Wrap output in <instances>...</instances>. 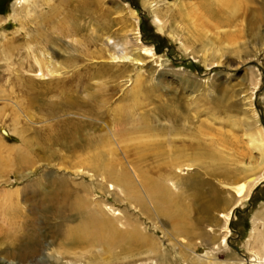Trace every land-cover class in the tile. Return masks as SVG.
Wrapping results in <instances>:
<instances>
[{"label": "rangeland", "instance_id": "obj_1", "mask_svg": "<svg viewBox=\"0 0 264 264\" xmlns=\"http://www.w3.org/2000/svg\"><path fill=\"white\" fill-rule=\"evenodd\" d=\"M46 1L0 0V135L5 143L1 144L3 155L8 157L9 153L12 158L5 166L7 170L0 174V264H159L160 258H167L172 264H192L194 260L199 264H228L236 258L242 259V264H252L256 258L248 251L247 244L251 241L256 213L264 214V179L238 205L237 193L229 185L241 181L246 174L259 176L263 172L260 169L264 165V140L257 137L255 130L259 124L264 130V0H238L241 6L236 13L243 11L246 16H236L238 20L233 26L220 29L214 28L215 20L205 16L203 7L207 3L213 12L220 11L221 6L215 0H89V4H85L89 11L84 15L68 0L55 22L43 24L40 21L38 25L41 13H48L53 3ZM192 10L197 13L194 20L197 26L188 17ZM157 16L161 22L156 20ZM55 24L57 32H48L49 26ZM134 25H138L137 30ZM159 26L164 27L163 30H159ZM38 28L45 33V40L43 34L38 35ZM228 33L236 34L237 45L224 41ZM108 36L111 41L106 45ZM10 39H15L12 45L20 47L13 49L8 57L4 50ZM29 40L30 44L25 43ZM210 41L223 47V53L217 58L211 55L208 59L214 57L213 60L206 64L203 45L210 48ZM114 42L119 45L116 47ZM144 46L152 48V52L144 54L141 50ZM66 48L67 52L63 50ZM55 50L59 52L56 54ZM114 51L140 53L141 61L113 62L109 53ZM47 68L54 69L55 73H47ZM86 75L89 80H84ZM136 78L140 80L136 82ZM33 87L47 92L41 104L77 95L92 99L101 110L116 109L118 116L121 112L134 111L129 121L150 119L152 113L156 117L149 120L150 127L135 128L126 121L113 125L110 116L91 119L92 130L94 123H101L103 119L105 126L94 131L91 151L80 157H90L91 176L85 175L71 169L79 161L74 152L57 155V146L52 150L47 143H41L40 139L45 138V124L59 117H49L39 107V102L31 101L35 93ZM59 106L58 111L62 102ZM171 110L176 112L175 116L164 115V111L170 113ZM62 116L80 118L67 110ZM118 128L127 134L118 135ZM206 129L214 131V141L225 157L211 155L216 146L206 143L202 152L211 156L202 154L199 165H183L171 171V165L163 163L168 160L165 147L157 151L152 144L143 145V137L156 132L167 135L169 141L171 135L178 132L181 138L176 139L175 145L186 144L193 148L197 135L210 138L211 135L201 133ZM137 137L142 140H136ZM182 138L187 139L186 143L183 144ZM8 146L13 149L8 150ZM145 152L146 155L140 157ZM29 157L36 162H29ZM21 158L27 159L22 161ZM110 161L117 174L124 173L133 180L145 169L150 170L144 172L154 181L165 178L164 184L175 193L171 214L155 215L157 209L147 196H143L140 203L131 195L125 198L116 186L110 189L112 184L103 181L102 173L95 170L96 166ZM17 171H26L28 176L17 180ZM45 176L51 177L49 181L56 179L53 176L65 177L76 187L92 185L93 199L113 208L115 212L109 211L110 215L123 218L119 222L120 229L128 230L133 226L140 229L141 225L150 241L147 245L139 241L132 245L119 241L107 250L98 242L81 246L67 241L63 235L67 227L60 228L57 236V231L52 232L57 219L48 220L44 216L45 203L37 208L40 198L28 187L31 180L42 177L39 188L47 195L51 187L44 180ZM195 178L199 180L201 199L213 205L205 214V219L212 222L202 229L199 240L202 246L194 247L193 252L184 246L178 248L171 239L180 242V238L172 235V217L178 213L177 204L182 210L188 208L196 187L187 181ZM179 181L185 184H178ZM102 183L107 187L104 190L100 187ZM15 190L18 193H13ZM8 193H12L13 202L5 204ZM116 193L125 200L120 201ZM142 193L143 190L139 191L141 196ZM210 193H217L215 202V197H208ZM1 202L10 209V221L3 218ZM231 208L233 212L227 224L223 215ZM76 215L69 224L78 222ZM193 215L195 217V213ZM34 219L37 222L31 225ZM129 220L133 221L132 225ZM224 235L227 245L213 248ZM151 238L158 242L156 253L152 251L155 244ZM32 240L41 242L42 248L35 254L27 251ZM182 241L187 243V239ZM57 248L62 249L57 252ZM180 251L185 252L186 260L180 257ZM207 259L210 262L205 261Z\"/></svg>", "mask_w": 264, "mask_h": 264}, {"label": "bare ground", "instance_id": "obj_2", "mask_svg": "<svg viewBox=\"0 0 264 264\" xmlns=\"http://www.w3.org/2000/svg\"><path fill=\"white\" fill-rule=\"evenodd\" d=\"M66 1L68 0H47L46 2L52 3L50 6V11L48 13H41L39 20L36 22V24L39 25V22L42 21L43 24H52L55 22L58 17L57 14L62 10L65 9L62 7V5H66ZM220 6L221 9L218 12H213L211 10V7L205 3L203 4V7L205 8V16L209 19H214L215 24L214 28L220 29L222 27H231L233 26L236 21L238 20V17L241 16H246L245 12H241V14H237L236 11L238 8L241 6V2L238 0H215ZM95 2V1H94ZM69 4H72L77 11H81V14H87L85 12L89 11V8L85 4H89V0H70ZM225 10V11H223ZM226 13V15L223 12ZM70 13L71 16H75L73 13ZM229 14V15H228ZM204 16V12L202 13ZM200 14V17L204 20L207 18L203 17ZM196 16L197 13L195 11H189L188 17L193 20V24L197 26L196 21ZM238 16L237 18H235ZM248 16V14H247ZM247 18V17H246ZM157 21L161 22V19H158V16L156 18ZM195 20V21H194ZM211 22V21H210ZM192 24V25H193ZM238 24V23H237ZM236 24V25H237ZM163 26V25H162ZM57 25H50L48 32H57ZM138 25H134L133 28L137 30ZM140 28V27H139ZM164 28V27H163ZM160 26L158 27L159 30H163ZM28 31V30H27ZM202 33L207 34L208 32ZM38 35H44L43 40L46 39V35L43 32L41 28L37 29ZM25 34L27 32L25 31ZM173 36V35H172ZM42 37V36H41ZM39 37V38H41ZM207 38V37H206ZM111 37H107L106 45H108L111 40ZM208 39V38H207ZM12 40L15 39H10L8 43V47L4 50L6 52V56L11 57L10 52L15 49L19 48V45H12L13 43ZM49 40V39H48ZM46 40V42H48ZM219 40V39H218ZM227 44H231L232 46L237 45L239 43V40H236V34L233 33H228L226 35V38L224 40ZM29 41H25V43L30 44ZM211 42V41H210ZM224 43V44H226ZM20 44V43H18ZM116 47L119 45L118 43L114 42ZM226 44V45H227ZM205 45V46H204ZM203 45V57L205 60V63H209L213 58H217L223 53V47L221 46H215L213 42H211L210 48H207L208 45L204 43ZM225 46V45H224ZM62 49V48H61ZM65 52L68 51V48L63 49ZM141 50L144 51V54H150L152 52V48L144 46ZM56 54L57 52L55 50ZM211 55H214L213 58L208 59V57H211ZM110 60L115 62V61H122L125 62L127 59H131L132 61L136 60L141 61V55L140 53L138 54H127V52H110L109 53ZM221 58V57H220ZM49 62V60H48ZM86 70H88V67H86ZM47 73H50L51 75L55 73L54 69H49L47 68ZM86 75V79L84 80H89V76ZM29 80H31L29 78ZM140 78H136V82H138ZM31 84V83H30ZM257 86V85H256ZM64 88V85L63 87ZM35 93H33L30 97L31 101L34 102H39L38 105L39 107H42L45 110V114L48 115L49 117H54L57 115V120H54L50 123L45 124L44 129L45 132L43 133L45 138L40 139L42 141L41 143H47L48 148L53 150L54 146H57V155L60 152H74L73 155H75L77 158H79V161H76L74 165L72 166L71 169H73L76 172H80L81 174L85 175H90L91 176V162L89 160V156H86L84 158H80L84 153L90 152L91 151V146L90 143L93 139L94 131L98 129L104 128V119L106 117L110 116V123L113 125L119 124L121 121H126L125 123L132 128L137 127H150L151 125L148 123L150 122L149 120H153L154 114H151V118L142 121H135L133 119L132 121L127 120L129 117L133 116L134 111H128V112H121V116L117 115L116 109L111 110H101L94 101L90 98H87L88 100L84 98H79L77 95H72L65 97L63 100L62 98L60 100H54V102H46L44 104H41V102H44V99L47 96V92H44V90H41V88H34ZM73 88H69V90H72ZM39 90V91H38ZM57 93V91H56ZM62 102V108L60 111L57 110L59 108L60 104ZM92 102V103H91ZM91 103V104H90ZM89 107V109H88ZM104 108V107H103ZM105 109V108H104ZM67 110L69 114H77L79 115L80 118H71V117H66L62 116L64 111ZM174 110H171L170 113L167 111H164V115L166 116H175ZM124 113V114H123ZM176 113V112H175ZM159 115V112H158ZM1 116V113H0ZM61 116V117H60ZM105 117V118H104ZM156 117V116H155ZM102 119L104 118L101 123L95 122L94 126L95 129L92 130L93 121L94 119ZM256 122V120H255ZM147 123V124H146ZM258 123V120H257ZM110 125V124H109ZM254 126V125H253ZM249 127V126H248ZM250 128V127H249ZM259 128V129H258ZM258 128L255 130L257 133V137L261 138V140H264V130L261 124H259ZM92 130V132L90 131ZM210 130H213L212 128H208ZM204 130L201 133L205 134L204 135H211L210 138H200L199 135L196 137L197 143L196 145L191 148V145H186L185 138H182L183 144L182 146L178 145L176 146V139L181 138L180 134L177 132L174 136L171 135V140L169 141L167 139V135L161 136L157 132L153 136H147L143 137V145L144 146H149L153 145L157 149H161L163 147L166 148V158L168 160H165L163 163H169L171 165V171L175 169L176 167H182L183 165H190V164H196L199 165L203 160L202 154H207V156H226L222 155L223 150L220 147L218 143H216L215 140V135L214 131L210 130ZM118 135H123L127 134L125 131H121V129H117ZM54 131H57V134H53ZM160 132V131H159ZM15 133H19V131H15ZM163 133V132H160ZM140 136V135H139ZM209 137V136H208ZM123 138V137H121ZM3 137L0 135V174L3 173V171H6L7 169L5 166L9 161H12L7 155H3V151L1 148V144H5L3 141ZM209 139V140H207ZM138 141L142 140L141 137H137ZM213 144L214 149L213 152L210 154L203 151V145L204 144ZM165 144V145H164ZM106 145V143H105ZM104 145V146H105ZM5 146V145H4ZM7 146V144H6ZM13 149V147L8 146V150ZM15 150L17 148H14ZM195 149V150H193ZM34 149L31 150L30 154L33 152ZM113 150V148H112ZM192 150V151H191ZM156 151V152H157ZM191 151V152H190ZM55 152V150H54ZM54 152H51L50 155L54 156ZM88 155V154H87ZM146 155V152L142 155L140 154V157H143ZM22 157V156H21ZM22 159V158H21ZM27 159V158H23ZM22 159V161H23ZM29 162H36V159L34 161L33 158L29 157L28 158ZM12 163V162H11ZM9 163V164H11ZM16 163V161H15ZM113 165L111 164V161L109 163H104L103 165H98L95 167V170H99L97 172L102 173V179L103 181H109L112 185L110 189H113L114 186H116L119 191L125 196V198H129L131 195L132 199L135 201H140L143 198V196H147L151 202L154 204L155 208L157 209V212H155V215H163L166 216L168 214H171V202L175 199V193L170 191L169 188H167L165 181L166 179L163 178L158 181L152 180L149 176H147V173L144 171H150L148 169H145L143 172H140L136 177L135 180H133L131 177L128 175L122 173V174H117V171H114ZM8 167V166H7ZM11 167V166H10ZM65 168V167H64ZM160 169V167H159ZM161 170V169H160ZM262 174L259 176L256 174H246L241 177V181L237 180L235 184H230L229 187L235 189L237 193V197H235V202L237 205L247 196L250 195L252 189L260 183L261 180L264 179V165L261 166L260 171H262ZM136 171H141L140 169H136ZM207 173H209L207 171ZM17 180H22L26 176H28V173L17 171L15 174ZM54 180H50L51 177H44V180L46 182L48 181L49 186L51 187V190L47 195H44L40 191V183L42 182L43 178L38 177L35 180H31L30 183L28 184V187H30V191L34 193V195L37 194V196L40 198V202L37 203V208H40L41 206H45L43 208L45 212V217L49 220L50 218L52 219H57V225L53 226L52 232L57 231V236L59 235V231L61 230L60 228H66L64 232V237L67 239V241H72L73 243L79 244L81 246H87L89 244L93 245L95 242L100 243L105 249L110 250L111 247L115 244H117L119 241H124V243L127 244H138L137 241H139L141 244L147 245V241L149 240V237L143 233V229H140L136 226H133L132 228L128 230H122L119 228V222L123 220L122 217H117L114 215H110L108 212L112 211L115 212L113 208L110 206L108 207L107 205H104L103 202L93 199V186L90 184H85V185H78L77 187L72 184L70 181H68L65 177L64 178H57V176ZM59 177H61L59 175ZM94 177V175H92ZM49 179V180H48ZM71 184H70V183ZM10 184L11 182L8 181ZM105 183V182H104ZM102 183L101 189L104 190L107 187L105 184ZM178 184H185L184 182H177ZM192 184V187H196V192L192 195L191 202L188 204V208L186 210H182L180 208V204H177L176 209H177V215L173 216V222L174 224L172 227H174L173 234L176 238H180V242H177L173 239L170 240L168 236V240L171 241V243L178 248L180 247L185 249H188V251H193L194 252V247L199 248L202 246V240L201 236L203 235L202 229L205 226V224H210L212 221L209 220V218L205 219V214H207V211H210L212 208L213 204H208V201L201 199V194L199 193V180L198 179H188L187 184ZM33 184V185H32ZM45 184V183H44ZM26 188V187H25ZM24 188V189H25ZM109 189V190H110ZM143 190L144 193H142V196L139 194V191ZM29 191V190H28ZM17 192V190L13 191ZM18 193V192H17ZM9 196L5 197L4 203L5 204H10L13 202V199L11 198L12 193H8ZM146 194V195H145ZM118 196L117 198L120 201H123L125 199L120 198L119 194L116 193ZM37 196H34L33 198L36 199ZM217 193H210L208 197L214 198V202L216 199ZM150 201L149 203L152 204ZM34 204V203H32ZM1 208H2V214L3 218L6 221H10L12 219V216L9 214V207L8 205H3L1 202ZM35 206V205H34ZM153 206V205H152ZM210 207V208H209ZM232 209L231 208L227 213L223 215L225 218V222L228 224L230 221V217L232 215ZM87 210V212H86ZM183 212H186L187 215H184ZM78 213V214H77ZM195 213V217L193 215ZM264 213V212H263ZM77 214V215H76ZM119 214V213H117ZM151 214H154V212H151ZM74 215L79 217V220L77 223L69 224L74 221ZM192 216V217H191ZM194 220V223H193ZM31 225L35 224L37 221L34 219L31 221ZM129 224H133V221L129 220ZM228 228V226H226ZM34 230L36 226L32 227ZM51 232V233H52ZM40 233V232H38ZM206 234V233H205ZM171 235V236H172ZM196 240V238H198ZM64 238V239H65ZM251 241L249 244H247L248 251L252 254V256H255V260L252 262V264H264V214H260L259 212L256 213L254 217V222H253V228L251 230ZM154 241L155 248L152 250L153 252L156 253V249L158 248V242L157 240L151 238ZM187 243H183L182 240H186ZM33 243L30 245H27V251L30 252V254H35L36 252L41 250V242L40 240H32ZM205 242V239L203 240ZM227 236L224 235L222 238V241L218 243L217 246H214L213 248H222L223 246L227 245ZM85 244V245H84ZM108 246V247H106ZM50 249V248H49ZM62 248H57V252H60ZM44 250V249H43ZM185 251V250H184ZM184 251H180L179 255L181 258L184 260L185 257L183 256ZM187 251V253H188ZM251 256V255H250ZM162 257V256H161ZM57 260H60L57 258ZM233 260H235V263H233ZM231 260L228 264H242L243 260L236 258ZM207 262H210L209 259L205 260ZM130 264V263H129ZM159 264H172L167 258H160ZM192 264H199L197 263L196 260L192 262ZM202 264H206L205 262ZM246 264V263H245Z\"/></svg>", "mask_w": 264, "mask_h": 264}]
</instances>
